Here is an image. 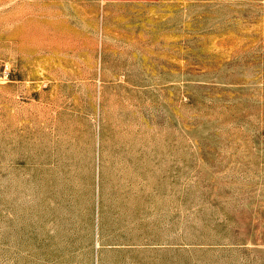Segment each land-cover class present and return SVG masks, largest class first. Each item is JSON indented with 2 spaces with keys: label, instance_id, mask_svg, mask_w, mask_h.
I'll use <instances>...</instances> for the list:
<instances>
[{
  "label": "rangeland",
  "instance_id": "obj_1",
  "mask_svg": "<svg viewBox=\"0 0 264 264\" xmlns=\"http://www.w3.org/2000/svg\"><path fill=\"white\" fill-rule=\"evenodd\" d=\"M0 264H264V0H0Z\"/></svg>",
  "mask_w": 264,
  "mask_h": 264
}]
</instances>
